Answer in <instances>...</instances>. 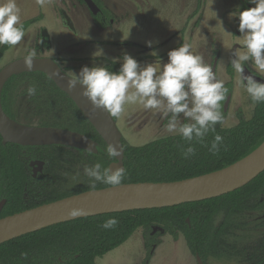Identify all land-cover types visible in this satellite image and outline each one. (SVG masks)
<instances>
[{"label": "trees", "instance_id": "1", "mask_svg": "<svg viewBox=\"0 0 264 264\" xmlns=\"http://www.w3.org/2000/svg\"><path fill=\"white\" fill-rule=\"evenodd\" d=\"M102 18L103 14L97 16L100 23ZM41 19L42 16L22 23L25 33ZM9 49L7 45H0V63ZM136 60L142 63L147 57ZM122 63L109 62L105 67L118 73ZM22 83H27L28 87L35 85L37 93L33 96V103L36 107L47 108L41 111L45 117L38 120L39 126L82 133L99 143V154L83 150H74L77 151L74 153L73 149L58 147L59 151L48 154V158L54 175L52 179L59 183L48 185L27 173L22 153L25 148L12 143L4 145L0 135V200H6L0 219L75 194L111 187L96 182L92 188V181L86 176L85 182L71 190L66 188V175L77 171L79 166L100 163L102 167L109 168L116 161V158L107 156L108 145L75 103L43 73L15 76L8 82L3 92V106L12 119L22 123L19 114L10 110L14 107V90ZM226 87L228 94L231 93L233 84ZM221 105L226 120L225 100ZM238 119L239 123L232 128L216 125V133L224 138L226 145V149L221 147L218 155L209 152L213 133H209L204 144L195 145L196 155L190 159L182 157L179 146L185 145V141L179 135L157 139L143 146H132L123 140L126 177L122 184L181 181L210 174L241 161L264 143V103L256 104L250 119L242 114ZM259 210H264V172L247 186L218 198L172 207L103 214L29 233L0 245V264H97L98 258L126 243L139 229L145 232L148 260L152 258L154 246L160 244L159 236L170 234L177 238L182 234L188 250L206 263L210 254H225L226 235L239 234L244 226L240 219ZM111 217L118 219V225L113 229H103L101 225ZM219 219L220 222L216 223ZM154 228H161L164 233L158 231L152 236ZM22 252L27 253V259L22 258Z\"/></svg>", "mask_w": 264, "mask_h": 264}, {"label": "rangeland", "instance_id": "2", "mask_svg": "<svg viewBox=\"0 0 264 264\" xmlns=\"http://www.w3.org/2000/svg\"><path fill=\"white\" fill-rule=\"evenodd\" d=\"M97 1L104 7L101 20L106 22L103 25L107 29L106 35L110 34L112 27L120 29L124 24L131 23L135 26H128L126 31L118 32L117 35L124 34L133 39L134 43L115 46L105 42L109 37L99 35L97 30V25L100 27L97 20L99 13L92 16L90 7L80 0H45L43 6L37 0H16L21 9V23L40 16L42 19L28 28L18 45L6 52L0 69L33 51L34 57L54 55L59 64L74 78L84 66L105 67L112 61L122 62L125 53L134 59L147 57L145 62L139 63L142 67L156 64L162 68L168 62V52L187 43L191 46V51L202 56L211 67L218 57V77L225 81V86L230 83L234 86L224 126L235 127L239 123V113L246 119L253 116L256 104L252 103L250 96L237 84L238 74L230 68L232 53L240 46L242 37L239 17L232 14L247 10L244 7L246 3L254 8L256 5L250 3V0H201L200 10V0ZM84 16L88 20L85 21ZM148 41H152L151 47L147 45ZM246 65L255 71L250 62ZM228 69L233 70L234 76L230 75ZM255 72L264 77V73ZM27 88L28 84L22 83L14 90V107L36 106L33 96L27 94ZM20 115L22 116L21 113ZM116 121L123 140L132 146H143L151 141L173 136L165 131L167 118L161 113L144 110L139 105H128L121 116L116 117ZM73 152L77 153L74 150ZM66 178V188L72 190L79 186L87 178L84 166L67 173ZM218 222L220 219L216 221ZM157 239L160 244L154 249L149 264H196L195 258L186 247L183 235L175 239L169 234H163ZM145 243V232L139 229L121 247L98 258L97 264H142L148 250ZM211 264L232 263L212 261Z\"/></svg>", "mask_w": 264, "mask_h": 264}, {"label": "clouds", "instance_id": "3", "mask_svg": "<svg viewBox=\"0 0 264 264\" xmlns=\"http://www.w3.org/2000/svg\"><path fill=\"white\" fill-rule=\"evenodd\" d=\"M37 3L43 6L45 0H37ZM250 3L256 6L232 14L239 17L242 37L241 47L232 53L230 64L238 74L237 84L246 91L253 104H258L264 103V83L258 82L253 74L244 73L249 62L255 71L264 73V0H250ZM24 36L21 9L16 0H0V45L14 48ZM147 45L151 47L152 41H148ZM34 56L35 51L25 57L28 69L33 67ZM168 58L162 68L156 64L142 67L125 53L118 73L102 66H84L74 79L68 81V88L75 90L78 85L81 86L82 96L95 109L105 111L111 117H120L128 105H139L144 110L161 113L167 118L165 131L179 135L185 141V145L179 146L184 159L194 157L197 152L195 145L204 144L209 133H213L209 152L218 155L222 146L226 149L224 138L216 133V125L223 126L225 122L221 110V102L229 92L225 81L218 78L214 69L205 63L202 56L194 54L187 43L169 51ZM36 93L35 85L27 88L30 97ZM89 149H92L91 145ZM106 154L115 159L122 152L109 145ZM84 174L92 181V188H95L96 182L120 186L126 177V170H112L96 163L85 166ZM84 214L83 209L76 207L68 212L72 218ZM118 223V219L111 217L101 227L113 229ZM21 256L27 259V253L22 252Z\"/></svg>", "mask_w": 264, "mask_h": 264}, {"label": "water", "instance_id": "4", "mask_svg": "<svg viewBox=\"0 0 264 264\" xmlns=\"http://www.w3.org/2000/svg\"><path fill=\"white\" fill-rule=\"evenodd\" d=\"M84 1L97 15L100 9L95 2ZM24 60L25 57L16 59L0 69V135L3 144L12 143L23 147L56 145L99 154V143L82 133L57 127L26 125L12 119L5 112L3 92L8 82L15 76L43 73L69 96L108 146L112 145L121 150V156L116 158L109 169H125L126 151L123 134L116 119L105 111L95 109L82 96L81 86L78 85L75 90H69L68 81L74 77L65 72L54 59L33 57L31 69L25 66ZM218 60L219 58L216 57L212 66L216 74ZM250 74L249 72L247 75ZM255 78L258 82L264 83L263 78L257 76ZM228 104L229 100L225 105V111L228 110ZM263 172L264 143L241 161L203 176L175 182L130 183L89 190L0 219V245L29 233L77 219L133 210L172 207L218 198L247 186ZM73 207L83 209L85 214L75 218L70 217L68 212ZM198 262L204 264L199 257Z\"/></svg>", "mask_w": 264, "mask_h": 264}, {"label": "flooded vegetation", "instance_id": "5", "mask_svg": "<svg viewBox=\"0 0 264 264\" xmlns=\"http://www.w3.org/2000/svg\"><path fill=\"white\" fill-rule=\"evenodd\" d=\"M93 1L97 5V7L100 9V11L98 13L103 14L104 13L103 5L99 4L95 0H93ZM84 4H86V2ZM101 5H102V7H101ZM245 6L247 7V9L252 8L249 3H246ZM90 13L92 14V16H95V14L93 13L92 10ZM104 23H106V22L102 21V23H99L100 27L97 25V28H104L103 27ZM238 47H240V46L238 45ZM238 47H236V48H238ZM235 49H234V51H235ZM46 57H49V56H46ZM50 58L54 59L55 61L58 59L57 57H50ZM112 62H114V61H112ZM57 63H59V61ZM59 65L62 67V69L65 72H67V70L65 68H63V66L61 64H59ZM230 68H232V67H230ZM232 71H230V69H228V72H230V75L234 76ZM249 72L251 74L257 76V77H261L264 79V77H262L261 75H259L255 71H253L247 65H245V73L244 74L247 75ZM233 79H234V77H233ZM233 92H234V86L232 88V92L227 94V97L225 99V104L227 103L228 100H229V103L231 102L232 97H233ZM44 109H47V108L36 107V106L35 107H19L18 106V107L10 108V110H13L14 112H16L18 114H20V113L22 114V116L20 115V117L22 118L23 124L34 125V126H39L38 120L45 117V115H43V113L41 112ZM5 112L7 113L6 110H5ZM27 122L31 123V124H27ZM58 147H64V146H56L55 145V146L24 147L25 149L22 150V153L24 155L23 160L27 166V173L32 178L39 180V182L48 183V185L56 183V185H58L59 182H57V181L55 182L52 179V176H54V175L52 173L53 170L50 169V167H51V166H49L50 159L48 158V157H50V155L54 151H59ZM65 149L69 150L71 148L65 147ZM73 150H75V149H73ZM48 154H50V155H48ZM65 172L66 171H63L64 174H65ZM3 202H4V204H3ZM1 204H3V205L0 209V212L3 210V208L6 204V200L5 199L0 200V206H1ZM253 217H255V219H252ZM240 221L243 222V225H244L242 228H240L241 232L239 234H235V235H230V234L226 235L225 241H226L227 251H225V254L215 255V256L210 254L207 262L206 263L203 262L204 264H211L212 261L215 263H232V264L233 263H238V264H264V210L256 211V212H254V214H252V213L245 214L244 217H242L240 219ZM158 231H161L162 233H164V231L161 228H154L152 236H155L158 233ZM180 235H182V234H180ZM179 236L177 238H179ZM177 238H175V239H177ZM184 239H185V237H184ZM185 244H186V241H185ZM146 247H147V242L145 243V248ZM156 247L157 246H154V249ZM186 247H187V245H186ZM148 253L149 252L147 250V256L145 257L144 262L142 264H149L151 259L148 260ZM152 253H154V250ZM191 255L195 258L196 264H199L198 257L199 258H201V257L199 255H194L192 253H191ZM152 256H153V254H152Z\"/></svg>", "mask_w": 264, "mask_h": 264}, {"label": "crops", "instance_id": "6", "mask_svg": "<svg viewBox=\"0 0 264 264\" xmlns=\"http://www.w3.org/2000/svg\"><path fill=\"white\" fill-rule=\"evenodd\" d=\"M106 1V0H105ZM108 1V0H107ZM106 1V2H107ZM110 1V0H109ZM108 1V2H109ZM110 6L112 7V5L110 4ZM143 11V10H142ZM62 16L64 17V14H62ZM84 18H85V21L86 20H88L85 16H84ZM83 18V19H84ZM114 25V24H113ZM128 26L131 28V27H133V26H135L134 24H131V23H127V24H124L120 29H115L114 27H112V29H110V31H109V33L110 34H108V35H106V28H98L97 30L100 32V34L99 35H102V36H104V37H106V36H108L109 38H106L107 40H105V42H107V43H109V44H111V45H113V44H115V46H118V44H122V45H124V44H127V43H132L134 40L133 39H130L128 36H125L124 34H122V35H117V33L118 32H123V31H126L127 29H128ZM139 29H142V28H140V27H138ZM112 38V39H111ZM83 39H84V37H83ZM95 39H97V38H95ZM94 41H96L97 42V40H94ZM102 41V40H101ZM87 42V41H86ZM103 42V41H102ZM134 43V42H133ZM136 43V42H135ZM47 56H49V57H55L54 55H51V54H48ZM65 59V58H64ZM66 60V59H65Z\"/></svg>", "mask_w": 264, "mask_h": 264}]
</instances>
